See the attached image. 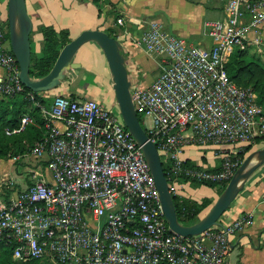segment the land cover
<instances>
[{"label":"built area","instance_id":"1","mask_svg":"<svg viewBox=\"0 0 264 264\" xmlns=\"http://www.w3.org/2000/svg\"><path fill=\"white\" fill-rule=\"evenodd\" d=\"M221 1L224 16L206 21L210 46L173 33L156 19L141 21L137 32L123 15L115 18L121 42L160 55L157 77L147 86L132 84L131 92L143 126L170 165L173 195L184 177L230 180L238 147L264 138V106L257 92L239 85L227 69L233 49L244 48L250 32L264 23V0ZM8 32L0 20V66L8 72L0 92L15 94L25 84ZM28 94L45 119V132L31 149L32 164L44 169L29 167L24 182L21 176L0 178V240L11 246L17 263L232 264L227 258L231 235L251 224L253 215L199 234L173 230L143 147L117 101L110 105L96 97L56 93L46 105ZM34 122L25 113L19 126L6 132H21ZM189 145L214 146L220 166L188 164Z\"/></svg>","mask_w":264,"mask_h":264},{"label":"crops","instance_id":"2","mask_svg":"<svg viewBox=\"0 0 264 264\" xmlns=\"http://www.w3.org/2000/svg\"><path fill=\"white\" fill-rule=\"evenodd\" d=\"M26 4L33 19L31 44L32 54L35 56H41L43 52V26H52L56 29L69 28L72 37L77 36L85 28L108 29L111 27L117 30L114 11L123 15L134 31L140 30L141 21L156 19L167 30L180 34L189 41L210 46L213 41L207 33L206 21L222 18L225 14L224 2L221 0H112L111 3H104L101 12L93 0H26ZM7 19L8 0H0V20L6 22ZM250 38L253 42L259 41L257 44L261 48L264 47V23L250 32ZM93 41L83 43L76 52L75 58L81 52L88 55V50L95 43ZM122 44L127 56L132 84L143 86L151 84L160 72V55L148 51L145 47L136 46L129 40H123ZM77 61L82 63V67L83 61ZM7 73L6 68L0 66V80L6 78ZM94 91L93 88L83 85L71 70L59 86L41 91V93L45 97H50L55 93H67L74 98H86L95 97ZM110 95L111 92L106 96L107 99L101 100L110 105H116V98L115 101L111 100L114 94ZM208 153L211 155H207ZM184 156L192 163L210 168L219 167L222 161V158L215 153L214 146L189 145L185 148ZM183 184L190 191L186 195L179 192L182 198L201 201L203 197H208L212 200V203L200 211L201 218L218 198L220 194L218 186H213L209 194L199 192L196 196L198 187L193 186L192 181L183 180L181 186ZM247 213H251L254 220L231 235L227 258L232 264H264V163L246 180L237 197L220 217L221 223L218 225L230 223Z\"/></svg>","mask_w":264,"mask_h":264},{"label":"water","instance_id":"3","mask_svg":"<svg viewBox=\"0 0 264 264\" xmlns=\"http://www.w3.org/2000/svg\"><path fill=\"white\" fill-rule=\"evenodd\" d=\"M8 22L11 48L20 65V78L34 91L56 88L67 77L68 72L82 65L75 54L83 43L94 40L102 47L112 73L115 97L121 115L128 128L142 145L144 154L155 176L162 199L165 216L171 228L182 235L199 234L213 225L220 224V217L229 208L244 187L250 175L264 163V146L251 151L235 170L223 191L208 212L196 222L180 221L174 195L170 190L163 160L154 140L143 126L132 98V80L127 65V56L121 40L103 28H85L62 48L51 71L42 77L30 73L32 60L31 32L33 19L28 12L26 0H8ZM41 264H52L42 262Z\"/></svg>","mask_w":264,"mask_h":264},{"label":"trees","instance_id":"4","mask_svg":"<svg viewBox=\"0 0 264 264\" xmlns=\"http://www.w3.org/2000/svg\"><path fill=\"white\" fill-rule=\"evenodd\" d=\"M102 11L104 3H111L112 0H93ZM256 2L258 0H250ZM116 17L120 14L115 12ZM6 25L9 27L8 19ZM44 32V47L41 56L32 54L30 73L33 77H42L48 74L55 64L62 48L72 39L69 28L56 29L52 26H43ZM111 35H115L114 28L106 29ZM10 37V33L8 32ZM256 49L251 52L250 49ZM264 49L256 42L251 40L246 42L244 48L235 47L230 54L227 62L228 73L239 85L245 87H252L258 94V102L264 105ZM29 92L34 93L35 100H39L42 104L48 105L51 98L45 97L41 91H34L25 85V89L15 94L2 93L0 97V157L9 158V151L11 147L16 149V152L23 153L27 150L28 145H34L36 140L40 139L44 132V117L41 107L30 98ZM73 97V96H72ZM25 113H30L35 118L34 123H28L26 128L21 132L8 134L6 128H15L19 126L20 120ZM140 120L141 117H140ZM263 137H256L255 141L259 142ZM33 142V143H32ZM253 144L250 142L238 152L236 158L239 159L237 167L241 164V160L245 158V154L252 148ZM9 156V157H8ZM17 161V160H16ZM187 163L195 165L187 158ZM165 172L169 175L170 165L163 162ZM218 168V167H217ZM185 180V177L183 178ZM227 180L214 181L206 180L200 181L193 179L194 184L204 183L210 186H218L219 193L223 191L228 183ZM222 186V187H221ZM174 201L177 208V213L181 222L190 224L200 219V211L212 203L208 197H203L201 201L196 199L182 198L179 194H174ZM13 250L10 245L6 244L4 240H0V264H19L12 256ZM39 259H33L27 264H41Z\"/></svg>","mask_w":264,"mask_h":264},{"label":"rangeland","instance_id":"5","mask_svg":"<svg viewBox=\"0 0 264 264\" xmlns=\"http://www.w3.org/2000/svg\"><path fill=\"white\" fill-rule=\"evenodd\" d=\"M93 42L95 43L93 47L88 50V53H89L88 55H85L84 53L81 52L75 58L76 60L83 61V66L82 67L79 66V67L72 69V74H76L78 80H81L83 85L87 86L88 88H93V90H95L94 91V95H96L95 97H98L99 99H107L106 96L110 94L111 92L110 96L114 94L111 100L114 99L115 101L116 97H115V92H114V87H113L112 73H111V70L108 64V60L106 59V56L103 52V49H101L100 44L96 41H93ZM255 49H256L255 47H252L250 51L253 52ZM262 61L264 62V56H263ZM81 68H83V70ZM89 95H93V94L89 93ZM50 98H51L50 100V103H51L53 95L50 96ZM116 108H119V105L116 106ZM251 142L253 146L245 154V157L251 151L264 146V138L259 142H256L255 140ZM247 144L249 143H246L238 147L239 148L238 152L241 150V147L244 148L245 145ZM32 146L33 145H28L27 150L23 153H19L18 151L16 152V149L11 147L9 154H8L10 155V157L8 156L9 158L0 157V178L7 177V178L18 179V177L21 176L22 178L18 180H21L24 182L28 176L29 167H32L38 170L44 169L43 165L39 166V165H36L35 163L32 164L33 162L36 161L33 154L31 153ZM207 155H211V153H208ZM14 156H19L17 161L14 159ZM243 160L244 159L241 160V163ZM37 179H39V176L30 177L31 181L37 180ZM193 186L198 187L195 193L196 196L199 195L198 194L199 192H205L206 194H209L210 191H212L213 189L212 186L204 184V183L194 184ZM189 191L190 190H188V187H186L185 184H183L181 186V189L179 190V192L183 195H186ZM50 261L54 262L52 259H50ZM22 264H27V263H22Z\"/></svg>","mask_w":264,"mask_h":264}]
</instances>
